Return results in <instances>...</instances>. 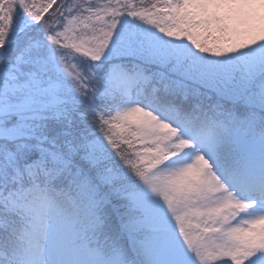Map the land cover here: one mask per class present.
<instances>
[{"label":"snow or ice","instance_id":"6c2138e0","mask_svg":"<svg viewBox=\"0 0 264 264\" xmlns=\"http://www.w3.org/2000/svg\"><path fill=\"white\" fill-rule=\"evenodd\" d=\"M0 264H264V0H0Z\"/></svg>","mask_w":264,"mask_h":264}]
</instances>
